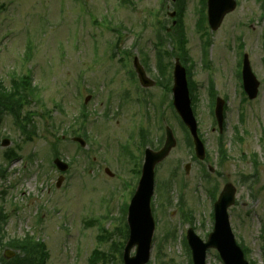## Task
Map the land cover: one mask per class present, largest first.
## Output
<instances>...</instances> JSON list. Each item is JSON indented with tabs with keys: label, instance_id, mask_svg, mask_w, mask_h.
<instances>
[{
	"label": "rangeland",
	"instance_id": "rangeland-1",
	"mask_svg": "<svg viewBox=\"0 0 264 264\" xmlns=\"http://www.w3.org/2000/svg\"><path fill=\"white\" fill-rule=\"evenodd\" d=\"M129 1L124 8L119 0H0V80L9 87L12 77L31 75L39 90L28 96L30 105L24 109V115L33 113V140L26 141L13 117L0 122V144L3 139L12 142L9 148L0 146V164L6 171L0 180V209L7 216L1 225L4 241L28 235L43 241L48 248L46 264H89L94 251L111 252L114 257L113 262L100 264H124L120 247L112 249V243L121 244L124 236L114 235L104 242L102 234V229H125L124 205H130L138 181L122 146L133 145L143 162L144 154L137 151L140 129L150 131L147 147L155 150L165 141L169 126L178 145L156 170L152 201L156 228L149 264H191L184 244L187 232L193 229L207 241L214 228L215 204L209 190L214 187L219 196L227 183L237 188V205L229 210L236 240L248 249L249 261L264 264V0H236V11L209 37L197 29L202 0H185L183 26L196 84V117L208 154L205 162L193 160L187 133L173 114L172 93L160 84L140 87L141 95L148 97L144 107L136 101L138 84L129 80L138 57L148 77L158 82L156 38L159 33L166 35L165 28H172L168 14L177 10L178 2ZM114 29L123 34L118 45ZM207 37L212 48L206 69L202 55ZM167 43L166 49L173 50L174 43ZM114 50L130 52L131 59L118 53L112 60ZM142 52L149 57L148 67L142 62ZM244 54L249 55L261 82L254 101H244L239 75ZM171 72L166 79L159 78L163 84L170 82ZM210 87L227 102L222 134L212 113ZM89 96L91 100L85 103ZM82 109L89 114L88 121L82 119L84 124L76 121ZM53 123L61 129H54ZM81 129L88 136L84 137L87 148L82 150L72 141L73 132L81 134ZM220 140L227 151L224 161H220ZM53 144L71 166L60 188ZM10 149L19 158L7 163L3 154ZM187 164H191L188 174ZM169 181L172 188L165 193L169 197L165 207L158 187ZM182 197L183 209L192 215L190 221L182 218ZM5 250L0 249V257ZM207 263L223 264L214 250L209 251Z\"/></svg>",
	"mask_w": 264,
	"mask_h": 264
},
{
	"label": "water",
	"instance_id": "water-1",
	"mask_svg": "<svg viewBox=\"0 0 264 264\" xmlns=\"http://www.w3.org/2000/svg\"><path fill=\"white\" fill-rule=\"evenodd\" d=\"M208 7L210 26L213 31H217L221 27L225 17L236 9L237 3L235 0H209ZM136 67L142 83L145 86L151 85L141 66L136 63ZM174 75V105L192 133L199 158L203 159L205 157V149L198 137L197 122L191 109L186 71L179 62L176 64ZM243 79L245 91L252 100L255 99L258 96L260 84L251 70L248 56L245 57ZM224 105V101L219 99L217 103L216 117L221 130L224 121ZM76 141L85 145L80 139H76ZM9 145L10 141L5 140L3 142L4 147ZM175 146L176 140L173 132L168 128L167 142L163 150L158 153L148 150L146 153L143 178L130 208L129 223L132 233L125 250L126 264H147L149 261L151 242L155 230V222L150 207L154 191L155 167L169 156L171 150ZM56 164L62 171H65L68 168L67 165L60 161H56ZM187 169L189 170V166ZM235 195L236 189L231 184H228L221 194L219 201L215 205V230L210 235L208 242H203L193 230H189L188 240L193 250L194 264H206L207 251L209 249L218 250L224 264H249L244 257L243 251L238 247L230 227L228 209L235 204ZM136 245L138 246L137 256L131 258V250ZM6 255L8 257L14 256L11 252H7Z\"/></svg>",
	"mask_w": 264,
	"mask_h": 264
},
{
	"label": "trees",
	"instance_id": "trees-1",
	"mask_svg": "<svg viewBox=\"0 0 264 264\" xmlns=\"http://www.w3.org/2000/svg\"><path fill=\"white\" fill-rule=\"evenodd\" d=\"M205 20V17H204ZM179 46L181 48V55L185 56V42L180 39ZM180 56V55H179ZM158 67L165 70V65L163 62H159ZM163 75L164 72L162 71ZM166 74V72H165ZM14 84L17 83V80L13 81ZM22 87L21 91L17 92L13 97H9L10 90L5 88L0 82V117L3 115H11L15 118L17 125L21 126L22 122V111L25 107L24 104L27 103L28 95L25 96L26 92L32 89V79L30 75L25 76L17 87ZM19 89V88H18ZM23 93V94H21ZM26 93V94H27ZM20 94V96H18ZM17 96V97H16ZM25 126V125H24ZM0 244H3L2 238L0 237ZM8 247L20 251V255L17 256L12 261L1 260L2 264H46L48 260V254L46 246L43 243L36 242L33 238L27 236L25 239H17L10 241ZM123 247V245H122ZM99 255V254H98ZM107 259L105 254H100L97 257V261L100 259ZM96 264V263H95Z\"/></svg>",
	"mask_w": 264,
	"mask_h": 264
}]
</instances>
